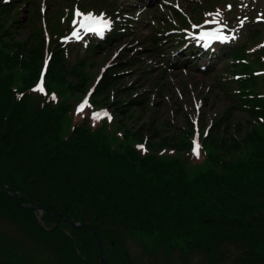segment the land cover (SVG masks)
<instances>
[{
  "label": "rangeland",
  "instance_id": "374dc122",
  "mask_svg": "<svg viewBox=\"0 0 264 264\" xmlns=\"http://www.w3.org/2000/svg\"><path fill=\"white\" fill-rule=\"evenodd\" d=\"M77 9L111 21L105 31L113 38L103 49H92L89 41L104 33L81 30V39L72 38ZM217 10L220 17L213 15ZM262 14L264 0H0V78L20 96L15 103L21 110L27 101L30 113L16 117L22 125L27 115L41 112L50 150L75 143L94 167L102 162L113 171L149 175L142 170L148 166L166 180L175 170L188 182L227 174L232 185L244 184L264 201V170H239L264 156ZM217 19L223 35L235 39H199L202 30H218ZM42 75L47 95L34 91ZM85 98L91 107L77 114ZM104 110L112 119L93 121L92 113ZM197 138L199 158L193 153ZM9 208L3 202L0 213ZM262 210L256 215L264 216ZM186 211L173 207L171 214L178 221ZM77 236L74 256L38 235L34 221L0 214V264H101L94 236ZM163 237L115 231L103 242L104 259L107 264H264L261 236L237 245L262 254L258 261L235 255L217 262L189 255L183 239Z\"/></svg>",
  "mask_w": 264,
  "mask_h": 264
},
{
  "label": "trees",
  "instance_id": "16d2710c",
  "mask_svg": "<svg viewBox=\"0 0 264 264\" xmlns=\"http://www.w3.org/2000/svg\"><path fill=\"white\" fill-rule=\"evenodd\" d=\"M15 96L20 98L0 78V180L19 194V203L39 205L52 214L43 215L44 226H55V221L68 217L93 228L103 242L115 231L150 237L159 234L167 241L178 237L183 239L189 255L198 253L216 262L235 255L257 257L258 261L262 255L237 245L244 239L264 237V216L256 215L263 212L264 201L257 200L253 190L244 184L232 185L233 176H201L188 182L181 170L173 171L166 180L148 166L142 170L151 171L149 175L122 168L113 171V166L108 169L102 162L94 167L91 160L81 156L75 143L50 150V129L44 127L46 120L41 112L27 115L26 124L22 125L16 117L29 112L27 101L21 110ZM87 153L93 155L90 150ZM255 162L254 166L248 164L239 170H264V156ZM3 202L10 207L0 213L3 217L34 221L38 235L58 241L64 252L74 256L80 249L77 235L93 236L87 228H73L67 223L43 230L35 222L33 212L22 208L0 187V205ZM247 202L254 203L252 208H243ZM183 206L186 214L177 221L171 210ZM189 220L192 227L186 224ZM92 240L95 242L94 237Z\"/></svg>",
  "mask_w": 264,
  "mask_h": 264
},
{
  "label": "snow or ice",
  "instance_id": "6c2138e0",
  "mask_svg": "<svg viewBox=\"0 0 264 264\" xmlns=\"http://www.w3.org/2000/svg\"><path fill=\"white\" fill-rule=\"evenodd\" d=\"M231 6H229V9ZM75 17L77 18L74 21V31L72 32V38L75 39H81V30H83L84 33H96L98 35H103L104 31L111 26V21L105 18V14L101 13L99 15L94 14V13H82L79 9H77L74 13ZM216 17H220L222 15L221 11L217 10L216 13L213 14ZM264 18V14H262V17ZM215 23L219 24L220 20H216ZM241 24H243V21H241ZM78 25V26H77ZM235 36L229 37L225 36L222 33V29H218L213 32H203L201 33L199 39H218V40H223L227 41L229 39H235ZM34 91H38L41 93H44L47 95L45 92L44 84H43V75L41 77L40 84L38 85L37 88L34 89ZM52 100H56L55 94H52ZM86 107H91V105L88 103L87 98L78 105L77 107V114H80L84 111ZM197 108H199V105H197ZM91 118L93 121H99L100 119L107 118L108 120H111L112 117L107 110H104L102 112H93ZM205 135L207 133L205 132ZM198 137V134H197ZM194 147H193V153L194 155L199 158L200 157V144L198 138L194 140ZM138 147L144 151L146 149L144 148L143 145H138Z\"/></svg>",
  "mask_w": 264,
  "mask_h": 264
},
{
  "label": "water",
  "instance_id": "95a60500",
  "mask_svg": "<svg viewBox=\"0 0 264 264\" xmlns=\"http://www.w3.org/2000/svg\"><path fill=\"white\" fill-rule=\"evenodd\" d=\"M0 187H2L4 190H6L8 192V194L10 196H12L14 198V200L22 207V208H25V209H28L30 211H33L36 215L38 213H45V214H49L47 212L46 209H44L43 207L41 206H38V205H33V206H25V205H22L19 203V200H18V193L15 192L13 190V188L9 187L7 184H5L4 182H2L0 180ZM51 216V214H49ZM40 220H41V215L39 216ZM64 222H67L69 223L71 226L73 227H81L82 225L72 219H69V218H66L63 220ZM88 230H90L93 235L95 236L96 240H97V243H98V246H99V250H100V256H101V264H107L105 259H104V250H103V242L101 240V238L99 237V235L95 232V230H93L92 228L88 227V226H85Z\"/></svg>",
  "mask_w": 264,
  "mask_h": 264
}]
</instances>
